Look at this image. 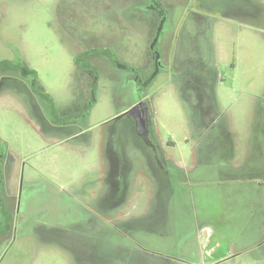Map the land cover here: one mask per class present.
<instances>
[{"label":"rangeland","instance_id":"1","mask_svg":"<svg viewBox=\"0 0 264 264\" xmlns=\"http://www.w3.org/2000/svg\"><path fill=\"white\" fill-rule=\"evenodd\" d=\"M160 2L164 67L140 96L178 176L136 134L126 70L95 59L91 93L73 64V7L99 31L105 9L103 30L119 37L123 25L144 32L148 12L0 0V61L32 70L59 116L94 98L83 121L52 124L30 80L0 71V264H264V0ZM238 2L248 14L231 16ZM145 44L126 37L117 56L149 72Z\"/></svg>","mask_w":264,"mask_h":264},{"label":"flooded vegetation","instance_id":"2","mask_svg":"<svg viewBox=\"0 0 264 264\" xmlns=\"http://www.w3.org/2000/svg\"><path fill=\"white\" fill-rule=\"evenodd\" d=\"M120 1V7L123 8H131L133 10H136L137 13H140V15H143L148 12V17H153L151 20L149 18L147 20V29L143 32V26H142V32L140 33V26H138L137 31L134 32L131 31L129 27H126L123 25L122 33L120 34L121 37H119V34L112 35L107 34L103 30V19H106V16L104 14L103 9V16L101 20V31L97 30L99 29V25L95 24V19L90 18V21L88 22V27L84 21H80L76 17V7L72 8V11L70 12L71 17V23L72 27L70 30L75 35V42L74 44V54H73V64L76 67V69L80 70L81 73H90L93 76V83L91 86V93L94 92V85L97 80V73L95 68V62L96 60L105 59L113 66H116L118 68L126 70L128 73L127 80L132 81L133 85L136 90V97L133 101V103L130 105L127 114L131 117V120L135 123V129L136 134L139 135L141 139H144L143 141L146 144H149L150 152L152 156L154 157V161L157 165L161 166L162 169L165 171V174H177L179 175L176 168L171 166H165L160 158L158 156V149L156 147V144H154L151 141L150 136V111L147 107L146 101L143 99V97L140 96L141 89L147 87L150 82L154 79L157 72L160 68L164 67L162 62V53L159 48V43L161 38L163 37V29L166 24L167 20V12L166 8L163 6V4L160 2L161 0H118ZM132 1V3H131ZM118 5V4H117ZM238 11L234 13H238L231 16H241L248 14L247 8L243 6L242 3H236ZM119 6V5H118ZM244 10V12H241V10ZM240 12V13H239ZM86 14V13H85ZM154 16H156V23H152ZM91 22L93 25L91 26ZM154 30L152 27H154ZM209 27V25H206ZM91 32V40L87 39V31ZM131 37L133 40H137V42L143 44L145 38H146V47L148 49V54L151 61V71L147 72L146 70H143L141 68L137 67H130L129 65L125 64L124 61H121L117 54L119 55L122 53V49L124 48V41L126 37ZM145 37V38H143ZM96 59V60H95ZM3 62L2 67H0V71H16L20 76L19 77H27L30 80L31 84V90L34 93H37L40 95V97L44 100V104L47 111V117L49 118V122L56 125H64V124H74L76 121H83L85 119V116L91 106L93 105L94 98L91 96V99L86 103L83 104V108L76 114H69L66 116H59L56 110V107L54 106V103L52 102V99L48 96L45 91H43L35 81V77L33 75V71L28 69L23 63H13L8 60H2L0 63ZM17 78V77H16ZM20 78V79H21ZM18 79V78H17ZM19 80V79H18ZM45 111L43 110V115L46 116ZM144 143V144H145ZM4 159V156L2 153H0V161ZM166 160V159H165ZM171 165V164H170ZM9 221V220H8Z\"/></svg>","mask_w":264,"mask_h":264},{"label":"crops","instance_id":"3","mask_svg":"<svg viewBox=\"0 0 264 264\" xmlns=\"http://www.w3.org/2000/svg\"><path fill=\"white\" fill-rule=\"evenodd\" d=\"M221 163H223V162H221ZM183 173V172H182ZM183 177H186V174H184L183 173ZM202 178V176H200L199 178H198V180L199 179H201ZM260 196H262L263 197V199H264V188H262V190H261V195ZM263 239H264V237H263ZM263 239H261V240H257L255 243H253V244H262L263 242H262V240Z\"/></svg>","mask_w":264,"mask_h":264},{"label":"trees","instance_id":"4","mask_svg":"<svg viewBox=\"0 0 264 264\" xmlns=\"http://www.w3.org/2000/svg\"><path fill=\"white\" fill-rule=\"evenodd\" d=\"M2 65H3V62L0 63V67H2Z\"/></svg>","mask_w":264,"mask_h":264}]
</instances>
